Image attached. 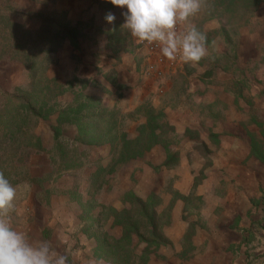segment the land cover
I'll return each mask as SVG.
<instances>
[{
    "label": "rangeland",
    "instance_id": "1",
    "mask_svg": "<svg viewBox=\"0 0 264 264\" xmlns=\"http://www.w3.org/2000/svg\"><path fill=\"white\" fill-rule=\"evenodd\" d=\"M100 1L111 6L109 0ZM79 2L84 1L0 0V172L17 189L12 226L29 239L51 242L68 264H113L108 246L114 247L122 235V229L112 226L114 212L133 213V198L150 199L163 239L158 247L134 246L136 240L127 245L125 255L134 257L133 264H146L150 256L155 264H172L173 254L167 257L173 250L171 238L183 230L182 253L188 264L195 261L189 255H201L213 238L229 242L233 252L211 264H264V0H204L189 20L207 37V55L198 63H186L179 55L169 60L160 46L151 54L131 37L138 68L130 75L125 67L114 72L106 64L98 69L107 70L114 81L86 86L77 77L79 56L85 54L78 42L88 27L78 18ZM52 13L58 21L77 26L80 34L75 44L57 42L35 94L41 99L42 90L53 88L58 106L66 109L74 100L92 97L98 110L94 113L109 120L95 128L103 139L79 135L77 125L64 123L54 138L56 115L42 119L30 114L24 126L10 106L24 97L21 91H30L23 59H11L12 47L24 42L22 32L39 31L40 14ZM3 18L23 28L10 31ZM186 27L180 24L177 31ZM102 85L112 98L94 94ZM178 106H198L209 113L208 121L179 118L174 115ZM123 136L135 142L136 157L120 155ZM177 183L190 187L186 196L175 189ZM199 186L219 197L232 191L239 201L219 204L214 212L219 220L211 219L204 214L207 203L196 195ZM175 216L186 224L183 230L173 228ZM89 234L96 244L88 243Z\"/></svg>",
    "mask_w": 264,
    "mask_h": 264
},
{
    "label": "trees",
    "instance_id": "2",
    "mask_svg": "<svg viewBox=\"0 0 264 264\" xmlns=\"http://www.w3.org/2000/svg\"><path fill=\"white\" fill-rule=\"evenodd\" d=\"M39 18L41 19L39 31H35V33H32L28 30L22 32V39L24 42L15 48L12 47L13 50L11 52V59L13 61H16L17 59L19 63L20 57L23 59L21 61H23L30 79V84L27 88L30 89V91L25 89L21 91L23 92L24 97L17 98L18 101L16 102L15 107L10 101V106L12 104L16 118H19V120L24 123L25 126L29 122L28 118L30 114H34L42 119H46L49 114H53L56 115V125L51 127L54 138L59 136L61 132L60 125L64 123L67 125H77L79 135H89L92 136L93 139H97L96 136L99 135L98 139H103V134H101L100 131H96L95 128L101 124H108L109 120L104 118L103 114L99 112L94 113V111L98 110L92 104L94 101L92 97H84L83 99L85 102L80 103L77 102L78 100H74V104L66 109L58 106L57 102L55 101V93L53 88H51V90L48 89L47 91L42 90L41 93L43 94L41 99L35 94L34 86L37 84V79H41L40 76L46 72L47 66L45 63L47 62V57L49 54L54 53L57 50L59 41L63 39H67L72 44H75L77 41L76 39L80 34V30L77 26H70L69 23H62V20L58 21V15L56 13H52L48 16L40 14ZM2 20L3 22L7 23L10 31L20 30L22 27L21 25L10 22L9 19L3 18ZM34 34L35 38L33 40ZM28 38L33 40L32 43L28 41ZM41 42L46 43V45H48L50 48H43L41 46ZM89 104L92 106H88ZM89 109H93L92 113H88L86 117L83 116L82 112H84V110L89 111ZM40 111H45V114L41 115ZM82 122L83 126L80 124ZM85 124H89V126ZM25 133L26 132L23 128L21 134L23 135ZM100 136L101 138H99ZM151 137L152 136H149V138ZM149 146L150 145H148V147ZM120 147V155L122 157L123 154L129 155L128 157H136V155L139 153V151L136 150L135 142L126 141L125 136L122 137V145ZM132 204L133 205L131 208L136 209V211L133 213L126 211H122L120 213L116 211L114 212V224L120 226L122 229V235L118 240H115L114 247L108 246L113 264H133L135 262L133 256H128L130 259L129 261V259L126 258L127 255H125V252H129V250H127V245L130 247L133 245L135 240L136 242L134 246L143 244L145 246L144 249H146L147 247L152 246L158 247L163 239L160 233V226L157 223L158 214L156 213L155 204H152L150 199L143 201L138 198H133ZM132 221L134 222L132 223ZM132 237L136 238L134 239ZM143 256L145 262L147 256L146 254H143Z\"/></svg>",
    "mask_w": 264,
    "mask_h": 264
},
{
    "label": "clouds",
    "instance_id": "3",
    "mask_svg": "<svg viewBox=\"0 0 264 264\" xmlns=\"http://www.w3.org/2000/svg\"><path fill=\"white\" fill-rule=\"evenodd\" d=\"M122 13V27L138 42L158 44L169 60L177 55L184 62L198 63L207 55V37L189 23L200 12L204 0H109ZM107 22L116 17L106 14ZM186 24L178 32L177 25ZM17 189L0 172V264H68V257L55 250L47 240L29 239L12 226L11 213L15 209Z\"/></svg>",
    "mask_w": 264,
    "mask_h": 264
},
{
    "label": "crops",
    "instance_id": "4",
    "mask_svg": "<svg viewBox=\"0 0 264 264\" xmlns=\"http://www.w3.org/2000/svg\"><path fill=\"white\" fill-rule=\"evenodd\" d=\"M84 2H79V8L78 10H81L82 14H78V18L81 17L80 19L84 22L87 23V29L83 30L81 40H79V49L83 50V53H85L83 56H79V61L81 64V67L77 71V77L80 78L82 84L86 86L87 84L95 85L100 80L101 82H109V81H114L112 78H109V74H106L107 70L105 72H100L102 69L106 68L103 67L106 64H108V67L113 70L114 72L117 70H121L120 68L125 67V69H128L130 72L128 74H132L131 70H135V68H138L139 66V60H134L136 51H133L135 49L136 43L131 44L132 40L131 35L125 30L122 25L124 24V17L122 15L123 12L126 11V8H119L111 4V6L106 5L105 3L101 2L100 0H83ZM113 13L116 17L115 21L112 23H109L106 21L105 16L107 13ZM84 35V36H83ZM83 42V45H81V41ZM142 51V50H141ZM101 56H104L105 58H108L107 60L99 58ZM136 61V63H135ZM75 62V61H74ZM144 64H142L143 66ZM76 67H78L76 63ZM98 67H103L102 69H98ZM89 73L87 74V71ZM99 72V75H96ZM123 71H121L122 73ZM119 73V74H121ZM116 74H118L116 72ZM108 78V79H107ZM116 81V80H115ZM191 87L189 92L193 91L192 84L190 83ZM211 90L212 87H209ZM218 90H223L220 86L216 87ZM106 86H100V91L97 93L94 92V94L97 96H100L101 98H112L113 95L109 94V90H105ZM202 91V89H201ZM87 94H90L87 92ZM109 94V96H108ZM207 97L205 96V99L203 100V103ZM194 102L198 105L200 101L197 99V97H194ZM182 104L184 103V98H182ZM206 104V103H205ZM174 115L179 116V118H184L185 115H190L192 116V121L200 122L201 120L203 121H208V112H204L201 108L198 106H192V107H184V106H178L177 108L174 109ZM187 120L181 119L180 122L182 125H186ZM184 177L187 179H190L191 181V176L187 174H184ZM192 185V181L190 182ZM175 189L179 191L180 195L186 196L189 192L188 189L190 187L183 189V187H178V183L175 185ZM208 189H204V187L199 186L198 191L196 193L197 197H200L203 205L205 206V203H207V207L205 206V213H207V216L211 217V219H216L219 220L218 218L215 217L216 211H218L221 206L219 204H233L237 203L239 201V194L238 196H235L234 192L229 191L226 193L224 197H219L215 194V192L211 193L209 192ZM225 198V199H224ZM178 208L181 210V203L177 202L175 204ZM219 208V209H218ZM157 211V210H156ZM176 212V209H175ZM203 212V210H201ZM221 217V216H220ZM240 223V222H239ZM237 223V225H239ZM110 224H112V221H110ZM186 224L183 222H180L177 220L176 216L173 217V228H183L185 227ZM114 226V223L113 225ZM120 228V226H114ZM121 229V228H120ZM181 235L176 238H171V242H173V250L172 252L167 256L169 257L170 255L173 254V262L172 264H188L186 262V257L183 256L182 253V240H183V233L184 230L181 231ZM85 235V234H84ZM92 235L89 234L88 238V243L89 244H96L94 242V237H91ZM85 236L79 235V238L84 239ZM86 238V237H85ZM211 242L208 241V246L205 248L203 253L200 254H195L189 255V260L193 258L195 261H191V264H211V260L217 261H222L225 258V255L231 254L233 251L230 250V244L229 242H223L222 240L219 239H211ZM193 243L196 245L198 242L195 240ZM95 246V245H94ZM241 251L243 250V246L241 247ZM160 253L161 250H160ZM165 255V254H163ZM200 261V262H198ZM146 264H155L154 257L150 256L147 259ZM213 264H216L215 262Z\"/></svg>",
    "mask_w": 264,
    "mask_h": 264
},
{
    "label": "built area",
    "instance_id": "5",
    "mask_svg": "<svg viewBox=\"0 0 264 264\" xmlns=\"http://www.w3.org/2000/svg\"><path fill=\"white\" fill-rule=\"evenodd\" d=\"M179 25L180 24H178L177 25V30L179 29ZM140 44L144 47V48H146V50L149 52V53H151V54H154V53H157L158 52V47H159V45L158 44H148V43H141L140 42Z\"/></svg>",
    "mask_w": 264,
    "mask_h": 264
}]
</instances>
